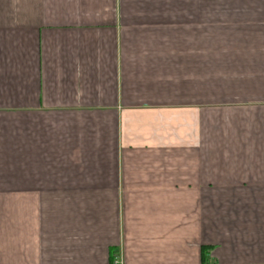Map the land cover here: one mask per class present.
<instances>
[{
  "label": "crops",
  "instance_id": "crops-1",
  "mask_svg": "<svg viewBox=\"0 0 264 264\" xmlns=\"http://www.w3.org/2000/svg\"><path fill=\"white\" fill-rule=\"evenodd\" d=\"M0 264H264V0H0Z\"/></svg>",
  "mask_w": 264,
  "mask_h": 264
},
{
  "label": "trees",
  "instance_id": "trees-1",
  "mask_svg": "<svg viewBox=\"0 0 264 264\" xmlns=\"http://www.w3.org/2000/svg\"><path fill=\"white\" fill-rule=\"evenodd\" d=\"M205 250H206L205 248H202V250H201V256H202V257H204V255H205V253H206Z\"/></svg>",
  "mask_w": 264,
  "mask_h": 264
}]
</instances>
